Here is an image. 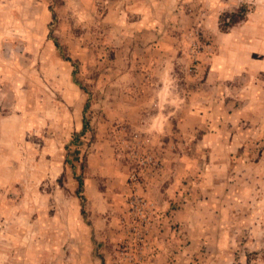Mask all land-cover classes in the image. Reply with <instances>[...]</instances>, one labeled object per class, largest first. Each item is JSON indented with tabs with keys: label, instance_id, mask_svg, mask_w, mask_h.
Returning <instances> with one entry per match:
<instances>
[{
	"label": "rangeland",
	"instance_id": "1",
	"mask_svg": "<svg viewBox=\"0 0 264 264\" xmlns=\"http://www.w3.org/2000/svg\"><path fill=\"white\" fill-rule=\"evenodd\" d=\"M180 8L169 135L155 143L123 125L91 173L92 104L107 73H124L107 0H0V264H148L158 244L171 264H264V0H176L165 12ZM232 13L243 18L231 25ZM151 181L186 201L166 238ZM91 184L123 200L100 232Z\"/></svg>",
	"mask_w": 264,
	"mask_h": 264
},
{
	"label": "crops",
	"instance_id": "2",
	"mask_svg": "<svg viewBox=\"0 0 264 264\" xmlns=\"http://www.w3.org/2000/svg\"><path fill=\"white\" fill-rule=\"evenodd\" d=\"M174 1L176 0H107V12L103 20L118 33L116 42L113 43L114 52L117 62L124 64V73H111L112 76L107 73L106 81L100 89L102 93L92 104L91 124L97 129L100 148L90 157L91 173L96 169L93 166L96 155L102 150H110L108 143L117 139L123 125L137 132L136 137L149 138L155 143L164 141L169 135L168 127L173 124V107L162 97L167 93L166 82L170 79L172 68L182 61L177 30L186 27V15L182 8L174 13L165 12V6ZM136 63L138 67H134ZM132 71L135 73H129ZM183 110L182 107L178 114L181 117L178 123L186 126V113ZM170 156L171 153L165 151L164 157L167 159ZM149 186L150 193L158 199L159 208L163 210L161 214L166 224L164 238L169 237L172 233L167 228L168 222L172 220L186 223V201L182 197L177 199L173 196L172 185L167 181H151ZM86 190L91 198L96 192L90 206L94 226L100 232L106 227L104 210L111 207V216H117L122 210L114 207L123 206V200L115 197V190L111 192L113 199L109 200L108 188H98L94 184L90 187L87 185ZM176 201L181 202L182 206L180 203L176 207ZM183 232L184 228L181 233ZM175 236L177 237L176 234ZM158 245L156 257L148 264H171L167 261L170 252L168 245Z\"/></svg>",
	"mask_w": 264,
	"mask_h": 264
},
{
	"label": "trees",
	"instance_id": "3",
	"mask_svg": "<svg viewBox=\"0 0 264 264\" xmlns=\"http://www.w3.org/2000/svg\"><path fill=\"white\" fill-rule=\"evenodd\" d=\"M229 16H230V24H231V25H232V24H235V23H237V22H239V21L243 18V17H240V16L236 15L235 13L229 14ZM73 65L76 66L74 63H73ZM75 72H76V69L74 70V73H73L74 78H76V73H75ZM75 83H77L78 85H80V82L78 81L77 78L75 79ZM88 105H89V104L86 103L85 109H87ZM85 129H86V127H85V124H84V127H83L82 132H84ZM82 132H81V133H82ZM82 185H83V182L80 181V187H81V188H82Z\"/></svg>",
	"mask_w": 264,
	"mask_h": 264
}]
</instances>
